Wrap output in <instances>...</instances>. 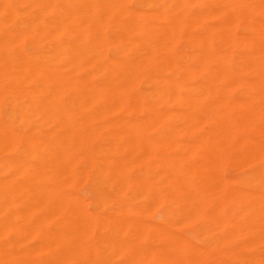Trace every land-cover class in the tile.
I'll return each instance as SVG.
<instances>
[{
	"label": "bare ground",
	"instance_id": "1",
	"mask_svg": "<svg viewBox=\"0 0 264 264\" xmlns=\"http://www.w3.org/2000/svg\"><path fill=\"white\" fill-rule=\"evenodd\" d=\"M18 4L28 6L22 16ZM135 5L0 0V101L10 106L0 119V264H32L29 254L93 264L106 251L161 264H264V0ZM26 37L46 48L12 55ZM227 162L256 167L236 188ZM75 180L112 214L90 215L70 191ZM120 192L178 209L150 222L147 210H123ZM96 223L110 235L92 245ZM120 231L129 241L114 237Z\"/></svg>",
	"mask_w": 264,
	"mask_h": 264
},
{
	"label": "rangeland",
	"instance_id": "2",
	"mask_svg": "<svg viewBox=\"0 0 264 264\" xmlns=\"http://www.w3.org/2000/svg\"><path fill=\"white\" fill-rule=\"evenodd\" d=\"M131 8H135V4L134 5H129ZM198 5H191L190 8L191 10L195 11L196 7ZM17 9H18V12L21 14L25 13L28 9V6H24V5H19L17 6ZM26 9V10H25ZM18 15V17L16 18V21L19 22L21 20V16ZM13 25L9 22H6V29L8 31H12L13 30ZM22 41H18L16 42V44L14 43L12 48H11V52H12V55H26V56H32L34 54H36L37 52H40L42 49H45L46 48V43L42 42V43H38L36 41H34L33 39L29 38V37H26L24 39H21ZM45 45V46H44ZM16 53V54H15ZM63 62H66L63 60ZM85 74V73H84ZM81 75H83V73H81ZM141 86V85H140ZM1 96H0V100H1ZM6 110H5V109ZM10 111V106L8 107V105L4 104V103H1L0 101V119H2L3 121H6V113L8 111ZM6 111V112H5ZM106 144V140H102V139H94L93 141L90 142V145H94V146H99V145H105ZM87 149L83 150L82 152L86 153ZM82 162H78L77 166L80 168L82 167ZM230 165V167H229ZM255 164H248V165H245L243 167H234L233 164L231 162H227L226 165L224 166L223 170H224V174H225V177H227L228 180H230L231 182H233L232 184L237 188H240V184L238 182L239 180V177L241 176V174L245 171V170H253L255 167H253ZM228 167V168H227ZM237 168V169H236ZM233 171H232V170ZM227 171V172H226ZM138 173V167H133V168H130V171L128 173V175L130 177H133L135 174ZM239 175V176H238ZM230 178V179H229ZM233 179V180H231ZM81 181V182H80ZM78 182V183H77ZM80 182V183H79ZM77 183V184H76ZM81 185H84V181L82 180H75L74 183L72 184V186L70 187V191L72 193H74V195H77L79 198H80V191H78V189H81ZM84 191L87 192L88 194V202L87 204H85V202H83L81 200V204H82V207L85 208L86 205H87V212H89L90 215H96V214H101L103 216L106 215V217H109L113 210H114V207L112 205H108V204H100L98 205V203H96V200L93 196V191H92V186H90L88 183L86 185H84V189H82ZM77 193V194H76ZM107 209V210H106ZM112 209V210H111ZM152 209H150L149 211L147 210L146 214L145 212L142 213V218L144 219H147L149 220L150 222H158L161 220V213L160 212H155L153 210L151 211ZM110 214V215H108ZM148 215V216H147ZM99 226V227H98ZM102 224H94V227H92L93 229H91L93 232L90 231L89 233V240L91 241L92 245H95L97 243V238L99 237H102V236H108L110 235V230H108L105 226V228L103 229L102 228ZM97 228H98V231H97ZM121 233V234H120ZM178 233L181 234V236L187 238L188 241H190L191 243L193 242V244L195 243L196 245H201L202 244V238L197 235L196 233H194L192 227L190 226H182V227H179L178 228ZM94 234V235H93ZM120 234V235H119ZM123 233L120 231L118 233H116V235H114V237L117 239H122V240H126V241H129V238L131 237L130 235H123ZM99 236V237H97ZM121 236V237H120ZM129 236V237H128ZM92 237V238H91ZM11 239V236H8L5 241H9ZM96 239V240H94ZM0 239V244L4 241ZM192 240V241H191ZM143 244H149V242H147L146 240H143L142 241ZM104 253V252H103ZM101 253V255L98 253L96 254L94 257H93V262L94 261H97L99 259H105L106 257H104ZM103 256V257H101ZM117 257H119V260H121V257L120 256H114L112 257V259H116ZM27 260H29L32 264H45L43 258L39 255H36V254H29L26 256ZM119 260H117V264L119 263ZM155 261V260H153Z\"/></svg>",
	"mask_w": 264,
	"mask_h": 264
},
{
	"label": "clouds",
	"instance_id": "3",
	"mask_svg": "<svg viewBox=\"0 0 264 264\" xmlns=\"http://www.w3.org/2000/svg\"><path fill=\"white\" fill-rule=\"evenodd\" d=\"M139 0H125V3L128 5H134L138 3ZM88 182L85 181L84 185H86ZM84 185H81V189H78L80 191V199L87 204L88 202V194L86 191L82 190L84 189ZM118 199L120 200V203L122 205L123 210L134 213L141 210H149L152 209V204H145V200H151L153 202L158 200V197L153 195L151 197H146L143 193H137L135 195H132L129 192H120L116 194ZM178 206L175 205L171 200H166L163 202L158 203L154 211L160 212V211H166V210H177ZM130 249L125 247L121 252L120 255L124 256L126 254L130 253ZM104 257H111L114 255L111 251H106L102 254ZM117 260H119V257L116 259L112 258H105V259H99L97 261H94L93 264H117ZM119 264H161V262L153 261L152 259H149L147 256H144L141 259H132V260H119Z\"/></svg>",
	"mask_w": 264,
	"mask_h": 264
}]
</instances>
